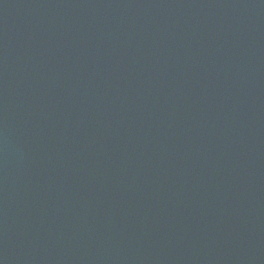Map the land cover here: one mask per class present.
I'll list each match as a JSON object with an SVG mask.
<instances>
[{
    "label": "water",
    "instance_id": "obj_1",
    "mask_svg": "<svg viewBox=\"0 0 264 264\" xmlns=\"http://www.w3.org/2000/svg\"><path fill=\"white\" fill-rule=\"evenodd\" d=\"M0 264H264V0H0Z\"/></svg>",
    "mask_w": 264,
    "mask_h": 264
}]
</instances>
